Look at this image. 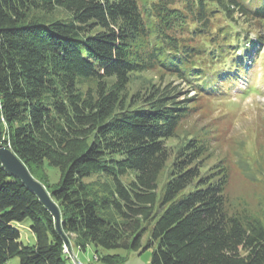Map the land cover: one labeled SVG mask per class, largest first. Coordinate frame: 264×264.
Returning <instances> with one entry per match:
<instances>
[{
  "label": "trees",
  "instance_id": "obj_1",
  "mask_svg": "<svg viewBox=\"0 0 264 264\" xmlns=\"http://www.w3.org/2000/svg\"><path fill=\"white\" fill-rule=\"evenodd\" d=\"M263 26L264 0H0V142L45 187L44 166L57 169L46 189L60 214L58 229L0 162V264H67L71 235L104 264L112 249H150V264H264V221L229 194L226 157L200 170L221 127L195 128L174 156L167 145L246 71ZM149 71L160 81L130 88ZM26 218L33 244L20 240Z\"/></svg>",
  "mask_w": 264,
  "mask_h": 264
},
{
  "label": "rangeland",
  "instance_id": "obj_2",
  "mask_svg": "<svg viewBox=\"0 0 264 264\" xmlns=\"http://www.w3.org/2000/svg\"><path fill=\"white\" fill-rule=\"evenodd\" d=\"M261 30L264 32V26L261 27ZM261 35L264 39V34L261 33ZM253 50L255 52L259 50L258 56L256 54L253 57L252 53L247 52L244 57L245 59L252 58L250 61L252 65L248 70L240 72L236 76V80L225 83L223 87L215 90L211 94L213 96L211 100L200 99L203 103L202 106L193 110L192 117L182 122L176 135L167 140V145L174 156L177 146L187 138L189 133L194 132L195 128L205 125L206 128L215 125L221 127V131L214 132L215 141L211 142L213 146L211 151L199 161L200 170L208 171L225 156L231 166L229 194L235 202L247 201L264 221V45L256 44ZM239 53H244L243 46L237 50L238 55ZM232 74H234V70ZM157 80L160 81L159 75L155 71L132 75L130 88L146 87ZM169 80L168 76L162 79L163 82ZM253 82L257 91H251L248 88L253 85ZM174 83H177L182 89V96L194 95L191 88L185 84L177 82V80ZM169 162L159 176L158 193L168 178ZM44 171L47 175V183L46 187L42 185L47 191L58 180V172L55 167L47 165L44 166ZM95 179L96 176H92L85 181H94ZM16 224L20 231V240L24 244H33L34 236L29 228L30 219L26 218ZM148 235L149 232L144 234L143 243L147 240ZM72 238L73 235L69 238V245H65L67 264H104L99 260L92 244L87 245L85 251H80ZM109 252L117 253L116 264H150V249L141 253L122 249H112ZM105 253V251H99V254ZM6 264H19V259L12 257Z\"/></svg>",
  "mask_w": 264,
  "mask_h": 264
},
{
  "label": "water",
  "instance_id": "obj_3",
  "mask_svg": "<svg viewBox=\"0 0 264 264\" xmlns=\"http://www.w3.org/2000/svg\"><path fill=\"white\" fill-rule=\"evenodd\" d=\"M0 162L13 175L19 177L23 183L33 190L39 199L48 207L55 216L56 224L59 229V210L43 185L35 179L24 163L15 155V153L7 146L0 142ZM65 245H69V239L64 236Z\"/></svg>",
  "mask_w": 264,
  "mask_h": 264
}]
</instances>
